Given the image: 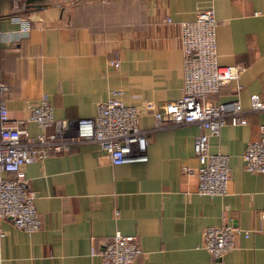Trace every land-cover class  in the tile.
<instances>
[{
  "label": "crops",
  "instance_id": "crops-1",
  "mask_svg": "<svg viewBox=\"0 0 264 264\" xmlns=\"http://www.w3.org/2000/svg\"><path fill=\"white\" fill-rule=\"evenodd\" d=\"M36 5V6H35ZM211 7L216 62L239 68L236 82L222 86L218 101L264 99V0H39L25 5L28 34L15 41L0 37V80L7 84L10 120H23L41 94L55 119L92 117L111 89L123 104L156 106L181 95L178 23ZM0 0V32L15 25ZM168 16L170 23L162 22ZM108 60H118L116 68ZM262 113L244 125H225L209 137L208 150L227 155L229 180L222 196L196 192L194 124L147 134L146 161L109 164L93 143L50 154L24 167L40 228L26 234L0 221V264H101L90 246L118 231L135 235L141 250L132 264H264V237L237 236L234 247L213 260L200 246L205 226L258 225L264 208V174L246 172L245 144L257 137ZM30 135L37 128L22 122ZM152 126L142 112L138 127Z\"/></svg>",
  "mask_w": 264,
  "mask_h": 264
},
{
  "label": "built area",
  "instance_id": "built-area-1",
  "mask_svg": "<svg viewBox=\"0 0 264 264\" xmlns=\"http://www.w3.org/2000/svg\"><path fill=\"white\" fill-rule=\"evenodd\" d=\"M25 0H9L5 16L16 27L11 32H0V37L15 41L25 37L30 30V20L24 15ZM162 22L170 23L168 16ZM218 22L211 7L197 10L192 19L178 23L181 52V95L175 100L156 106L144 101L139 107L123 104L122 91L111 89L108 97L94 106L92 117L73 120L55 119L52 106L41 94L23 120H10L5 105L8 90L0 80V221L8 220L12 227L26 234L37 231L41 221L34 208V192L26 185L24 167L41 161L53 153H62L82 143H93L106 156L109 164L145 162L147 134L167 127L194 124L199 132L193 138L192 152L197 161L194 170L183 172L196 177V192L206 196H222L227 192L229 180L228 157L208 150L209 137L219 135L225 125L247 123L250 113H262L257 125L258 135L249 140L241 153L246 172L264 174V99L257 94L248 97L247 108L237 99L218 101L222 86L236 82L239 68L220 66L216 62L215 29ZM107 65L118 66V60H108ZM144 112L152 117L148 129L138 127V118ZM30 122L37 128L30 135L19 123ZM258 225L241 229L230 224L205 226L201 232L200 246L213 260L234 247L237 236L264 237V208L258 210ZM3 232L0 230V237ZM90 256H98L101 264H132L141 255L135 235L118 231L90 246Z\"/></svg>",
  "mask_w": 264,
  "mask_h": 264
},
{
  "label": "water",
  "instance_id": "water-1",
  "mask_svg": "<svg viewBox=\"0 0 264 264\" xmlns=\"http://www.w3.org/2000/svg\"><path fill=\"white\" fill-rule=\"evenodd\" d=\"M35 1H39V0H25V3L27 4H31L34 3ZM36 6V5H35Z\"/></svg>",
  "mask_w": 264,
  "mask_h": 264
}]
</instances>
